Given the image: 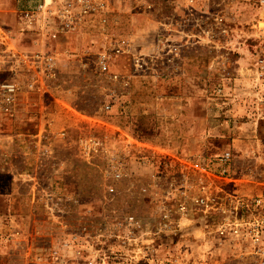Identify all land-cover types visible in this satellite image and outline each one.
<instances>
[{"label": "rangeland", "instance_id": "obj_1", "mask_svg": "<svg viewBox=\"0 0 264 264\" xmlns=\"http://www.w3.org/2000/svg\"><path fill=\"white\" fill-rule=\"evenodd\" d=\"M33 1L0 0V33L14 59L15 52L35 48L31 38L21 36L26 18L17 13ZM108 1L109 36L130 44V53L118 55L111 71L131 75L130 86L104 109L110 82L99 74L96 55L107 36L89 21L49 43L56 77L41 80L38 92L22 93L15 112L0 124V145L5 134L46 123L68 131L70 141L55 142L65 161L59 174H42L39 183L53 177L56 191L76 200L58 217L50 216L39 197L32 199L29 183L0 173V264H264L245 240L220 231L221 215L188 199L183 212L172 207L170 226L157 235L126 239L121 224L132 213L141 219L142 232L152 228L163 208L173 204L165 202L167 180L178 182L184 170L191 183L207 179L208 185L195 189L208 196L264 194V0H203L209 12L213 1L219 3L222 29L198 38L186 34L195 31L199 15H187L181 4L149 14L135 10L130 0ZM161 37L188 44L174 54L157 45ZM131 54L148 59L134 69ZM10 64L0 63V76L23 73ZM85 135L108 137L121 149H128V141L141 145L151 161L135 152L130 176L117 181L110 195L103 158L78 157L76 140ZM184 159L203 161L205 174L189 165L183 169ZM12 163L22 164L16 150ZM151 176L156 185L140 192ZM5 216L13 220L6 222Z\"/></svg>", "mask_w": 264, "mask_h": 264}, {"label": "built area", "instance_id": "obj_2", "mask_svg": "<svg viewBox=\"0 0 264 264\" xmlns=\"http://www.w3.org/2000/svg\"><path fill=\"white\" fill-rule=\"evenodd\" d=\"M108 2V0H34L27 8L17 10L19 15L26 18V22L21 24L24 29L21 36L31 38L35 48L21 50L18 54L15 52L17 57L14 59L12 55H9L8 48L5 46V36L0 33V63L11 62L9 69L13 67L14 72H23V75L19 76H0V124L4 118L15 112L17 98L22 93L38 92L41 90V80H51L56 77L57 59L54 49L49 48V43L60 35L79 30L89 21L95 20L101 33L107 36L102 49L96 55V68L99 74L109 79L110 82L105 90L109 100L104 103V109H109L119 93L130 86L131 75L111 71L118 55L130 53V44L123 37L109 36L107 23L110 6ZM130 2L135 10L143 13L156 14L169 8L174 10L178 7L177 5L181 4L180 6L184 8L187 15L198 14L199 16L194 18L193 29L195 31L186 34L188 37L193 35L198 38L203 36L202 34L211 37L215 28L222 29L220 27L223 19L222 9L217 1L210 4V7L214 9L210 12L206 9L203 0H130ZM162 25L167 28L166 23ZM159 44L169 46L171 48L169 50L177 54V47L188 44V40L182 38L176 43L166 37H161L157 41V45ZM146 57L132 55L133 68L141 67L144 59H148ZM57 139L67 142L70 141L71 135L64 128L54 129L46 123L37 126L32 131L5 134L1 138L2 144L0 145V173H10L13 179L29 183L33 192L32 199H35V195L39 197L50 216L54 217H58L59 211H64V208H69L70 204L76 201L73 196L56 191L53 177H50L46 184L39 183L43 178L42 174L52 172L59 174V167L65 163L60 159L61 154L55 144ZM119 139L122 140L118 137ZM109 140L108 137L85 135L78 137L76 143L79 147L78 157L84 160L95 156L103 158L101 173L106 181L104 188L108 194L112 195L117 189L116 182L130 176V163L135 152L141 154L145 162L151 161L152 157L151 152L149 155L143 154L145 149L141 145L138 146L128 141L127 144L130 145L128 149H121L115 144H109ZM15 150L22 161L19 168L12 163V154ZM228 156L229 154L225 153L222 158L227 159ZM179 165L183 169L189 165L201 174H205V166L200 159L191 162L184 159L179 161ZM186 175L187 172L184 170L178 182L167 180L165 202L172 201L173 204H168L163 208L152 228L149 227L142 232L141 219L132 213L125 214L122 220L119 219L125 229V238L133 240L139 234L157 235L161 229L170 226L172 207L175 206V210L181 213L185 210L188 199L205 212L214 211L221 215L220 231L245 240L250 250H254L257 255L264 258V194L246 195L231 192L216 198L196 191L198 184L208 185L206 178L200 179V182L196 184L191 183ZM155 179L151 176L150 182L140 186V192L150 191L157 183ZM71 243L73 244V242L69 244ZM78 251L82 253V250ZM87 264L92 263L89 260Z\"/></svg>", "mask_w": 264, "mask_h": 264}, {"label": "crops", "instance_id": "obj_3", "mask_svg": "<svg viewBox=\"0 0 264 264\" xmlns=\"http://www.w3.org/2000/svg\"><path fill=\"white\" fill-rule=\"evenodd\" d=\"M12 180H13V178H12ZM11 184H13V183H11ZM24 216H25V215H24ZM5 217H6V218H5V219H6V220H5L6 222H10V220H13V218H10V219H9V217H7V216H5ZM25 217H26V216H25ZM24 221L27 222V217H26V219H24Z\"/></svg>", "mask_w": 264, "mask_h": 264}]
</instances>
